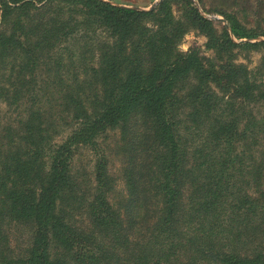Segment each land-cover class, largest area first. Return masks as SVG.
<instances>
[{
	"label": "trees",
	"instance_id": "trees-1",
	"mask_svg": "<svg viewBox=\"0 0 264 264\" xmlns=\"http://www.w3.org/2000/svg\"><path fill=\"white\" fill-rule=\"evenodd\" d=\"M170 1L0 0V101L22 113L0 136V264H264V81L233 52L264 41ZM188 28L213 59L179 50ZM113 131L122 188L102 150L81 187L76 151Z\"/></svg>",
	"mask_w": 264,
	"mask_h": 264
},
{
	"label": "rangeland",
	"instance_id": "rangeland-1",
	"mask_svg": "<svg viewBox=\"0 0 264 264\" xmlns=\"http://www.w3.org/2000/svg\"><path fill=\"white\" fill-rule=\"evenodd\" d=\"M105 1V0H103ZM111 4H115L124 8H132L140 11H149L153 9L161 1L159 0H107ZM171 13L174 18L181 16L182 6L179 4H171ZM195 10L203 18L211 22V25L217 33L223 28H228L227 18L237 22L245 31L250 32L255 37L253 39H244L242 42H261L264 41V0H190ZM154 5V6H153ZM153 6L151 9H149ZM204 37L192 28H188L183 35L179 44V50L186 51L190 48L195 49L199 56H203L207 59H213L212 52L204 48ZM236 55V62L243 64L246 69L252 72V76L256 80L264 81V47L258 46L256 48L233 50ZM216 62V61H215ZM46 96L50 99L54 98L52 92H47ZM48 98V99H49ZM49 99V101H50ZM55 107H50V113H56ZM255 111V110H254ZM51 114V115H52ZM22 113L19 109L8 107L5 103L0 101V136L5 134V144L14 136L17 128L18 120ZM7 130H9L7 132ZM60 133L58 131L51 130L50 136L52 142H59L68 129L61 125ZM16 134V133H15ZM11 135V136H10ZM14 142V137L11 138L9 146ZM3 145L0 150L8 148V145ZM119 145L118 134L113 132H107L102 136L98 142L95 150L81 147L79 148L72 160L71 168L73 174L78 178L79 182H82L86 189L93 187V163L95 160V154L102 150L104 156L108 161L109 173L116 178V190L122 188L121 180L118 178V169L120 166L119 157L115 154L116 146ZM115 151V152H114ZM7 239L14 251L17 250L23 244V239L26 237V231L23 227L11 225L6 230Z\"/></svg>",
	"mask_w": 264,
	"mask_h": 264
},
{
	"label": "water",
	"instance_id": "water-1",
	"mask_svg": "<svg viewBox=\"0 0 264 264\" xmlns=\"http://www.w3.org/2000/svg\"><path fill=\"white\" fill-rule=\"evenodd\" d=\"M160 1V0H159ZM154 6V5H153ZM153 6H151L149 9H151ZM137 9V8H136Z\"/></svg>",
	"mask_w": 264,
	"mask_h": 264
},
{
	"label": "clouds",
	"instance_id": "clouds-1",
	"mask_svg": "<svg viewBox=\"0 0 264 264\" xmlns=\"http://www.w3.org/2000/svg\"><path fill=\"white\" fill-rule=\"evenodd\" d=\"M183 51H186V49H183Z\"/></svg>",
	"mask_w": 264,
	"mask_h": 264
},
{
	"label": "crops",
	"instance_id": "crops-1",
	"mask_svg": "<svg viewBox=\"0 0 264 264\" xmlns=\"http://www.w3.org/2000/svg\"><path fill=\"white\" fill-rule=\"evenodd\" d=\"M105 1H107V0H105ZM109 2V1H108Z\"/></svg>",
	"mask_w": 264,
	"mask_h": 264
}]
</instances>
